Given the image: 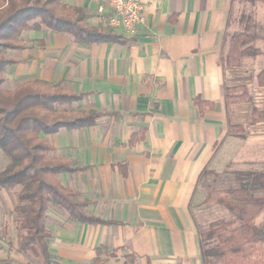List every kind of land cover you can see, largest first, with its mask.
I'll list each match as a JSON object with an SVG mask.
<instances>
[{"label":"crops","instance_id":"crops-1","mask_svg":"<svg viewBox=\"0 0 264 264\" xmlns=\"http://www.w3.org/2000/svg\"><path fill=\"white\" fill-rule=\"evenodd\" d=\"M139 1L144 24L135 36L112 30L119 40L79 43L44 30L13 55L17 76L61 83L84 95L78 107L101 114L92 127L47 138L54 157L83 168L61 175V183L86 201L88 215L110 222L74 223L51 213L49 248L59 264H94L99 249V264H204L195 207L214 181L259 171L264 121H250L253 106L264 107L257 78L264 50L256 36L259 55L227 63L232 36L246 28L231 19L236 0ZM64 2L104 28L94 0ZM234 87H246L252 102H227ZM12 192L0 190V261L27 264L3 238L7 221L14 223Z\"/></svg>","mask_w":264,"mask_h":264},{"label":"trees","instance_id":"trees-1","mask_svg":"<svg viewBox=\"0 0 264 264\" xmlns=\"http://www.w3.org/2000/svg\"><path fill=\"white\" fill-rule=\"evenodd\" d=\"M241 1L255 3L258 0ZM89 19L84 9L68 5L64 0H0V152L8 160L0 172V190H18L13 210L19 232L16 244L17 252L28 257L27 264H59L58 257L49 248L51 233L47 223L49 215L55 211L66 213L74 223L110 224L88 215L86 201L61 183V175L83 168L54 157L55 149L47 139L63 130L92 127L101 114L84 111L81 106L76 111L69 109L74 104L80 105L84 95L63 88L61 83L35 79L26 80L14 89L5 87L6 73L20 62L10 56V52L28 49L24 33L44 30L66 33L79 43L119 40L111 29L90 26ZM249 24L248 20L245 30L231 38L229 65L240 64L241 57L260 54L253 46L256 35L251 33ZM257 78L259 85L264 86V68ZM226 100L252 102L246 87L228 88ZM197 104L206 105L200 100ZM263 121L264 107L253 106L250 124ZM225 179L214 181L208 187L202 204L224 207L234 219L212 221L203 230L199 227L203 262L264 264V221L255 222L264 212V171H236ZM8 246L12 249V241L8 240ZM105 252L110 257L116 255L115 251ZM104 256L99 249L94 264L101 263Z\"/></svg>","mask_w":264,"mask_h":264},{"label":"rangeland","instance_id":"rangeland-1","mask_svg":"<svg viewBox=\"0 0 264 264\" xmlns=\"http://www.w3.org/2000/svg\"><path fill=\"white\" fill-rule=\"evenodd\" d=\"M231 19L235 22V27L237 28L238 24V27H241V29H244L249 20V25L251 28L250 31L251 33H254L258 37V39H260V41H258L259 46L264 50V2L258 0L255 3H248L242 2L241 0H236L233 4ZM31 35H37V33H24V38L28 40ZM256 45L257 44H254V46ZM14 54L17 55L18 52H10V56ZM259 64L262 70L264 68V55L260 57ZM6 78L7 81L5 83V87L7 89H14L17 86L21 85L24 81L29 80L26 76H17L13 72L12 68L6 73ZM69 109L76 111L78 109V104H74L72 108ZM261 154V162L255 164L256 166L253 168L255 170L257 169L259 171H264V153H262V150ZM7 164L8 160L6 156H4L2 152H0V172L7 166ZM17 192L18 190H14V192L10 194V198L12 194L15 197V194H17ZM195 214L199 222V227L202 230L206 228L207 225L212 221L218 219H234V215L231 212L217 204H202L200 207H195ZM263 221L264 212L255 220V222L256 224H260ZM5 229L4 239L12 241V245H15L19 237V232L17 231L15 222L12 223L11 220L7 221Z\"/></svg>","mask_w":264,"mask_h":264},{"label":"built area","instance_id":"built-area-1","mask_svg":"<svg viewBox=\"0 0 264 264\" xmlns=\"http://www.w3.org/2000/svg\"><path fill=\"white\" fill-rule=\"evenodd\" d=\"M99 4L104 28L135 36L144 24V5L139 0H94Z\"/></svg>","mask_w":264,"mask_h":264}]
</instances>
